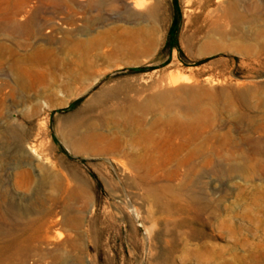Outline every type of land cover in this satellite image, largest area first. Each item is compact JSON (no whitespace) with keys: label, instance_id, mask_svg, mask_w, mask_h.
Listing matches in <instances>:
<instances>
[{"label":"rangeland","instance_id":"374dc122","mask_svg":"<svg viewBox=\"0 0 264 264\" xmlns=\"http://www.w3.org/2000/svg\"><path fill=\"white\" fill-rule=\"evenodd\" d=\"M172 91L201 119L178 178L133 129ZM1 227L0 264H264V0H0Z\"/></svg>","mask_w":264,"mask_h":264},{"label":"bare ground","instance_id":"6f19581e","mask_svg":"<svg viewBox=\"0 0 264 264\" xmlns=\"http://www.w3.org/2000/svg\"><path fill=\"white\" fill-rule=\"evenodd\" d=\"M134 4L137 6V2ZM15 28L19 31L24 26L16 24ZM176 95L177 92L173 91L160 92L150 97L141 106L147 114L161 113L168 115L163 126L158 125L159 120L151 123H146L143 120L133 129L138 133L136 138L138 149L135 155L149 162L152 169H155L156 165L176 162L177 167L170 172L169 176L178 178L182 173L181 169L190 164L200 150L198 127L201 119L194 109L198 102L195 96L190 101L174 102ZM103 114L105 116L104 121L91 122L87 119L78 124H72L62 131V136L67 142L72 143L76 149L82 150L92 146V142L97 136L103 137L98 130L110 123L111 117L107 110L103 111ZM77 134H81L78 140L75 139ZM114 148H117V146ZM185 151L187 152L184 153ZM9 210H13V208L9 207ZM11 230L16 229L11 228ZM3 231L4 229L1 227L0 232Z\"/></svg>","mask_w":264,"mask_h":264},{"label":"crops","instance_id":"0c3cea01","mask_svg":"<svg viewBox=\"0 0 264 264\" xmlns=\"http://www.w3.org/2000/svg\"><path fill=\"white\" fill-rule=\"evenodd\" d=\"M32 243H33V242H32ZM9 251L12 252V253H13V251H14V253H15V250L12 249V248H11ZM11 258H16V257L13 256V257H11ZM21 259H22V258H21ZM21 259H20V257H18V261H22ZM15 264H17V263H15ZM19 264H26V262L23 260V261L20 262Z\"/></svg>","mask_w":264,"mask_h":264}]
</instances>
